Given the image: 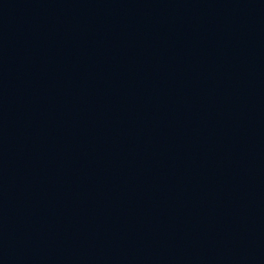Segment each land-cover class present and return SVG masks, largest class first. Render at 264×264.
Masks as SVG:
<instances>
[{
	"label": "water",
	"instance_id": "water-1",
	"mask_svg": "<svg viewBox=\"0 0 264 264\" xmlns=\"http://www.w3.org/2000/svg\"><path fill=\"white\" fill-rule=\"evenodd\" d=\"M0 264H264V0H0Z\"/></svg>",
	"mask_w": 264,
	"mask_h": 264
}]
</instances>
